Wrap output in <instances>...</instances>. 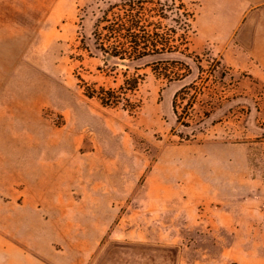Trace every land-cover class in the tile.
<instances>
[{
    "label": "rangeland",
    "instance_id": "374dc122",
    "mask_svg": "<svg viewBox=\"0 0 264 264\" xmlns=\"http://www.w3.org/2000/svg\"><path fill=\"white\" fill-rule=\"evenodd\" d=\"M122 1L0 0V95L11 101L0 111L7 109L10 115L16 110L14 100L22 101L17 108L21 105L23 143L32 137L39 144L83 145V151L96 146L103 154L101 181L110 187L107 181L114 174L119 179L118 227L111 229L118 228L124 242L161 241L164 236L172 244L179 237L188 264H221L222 234L206 230V199L199 201V209L192 198L196 192L205 198L206 189L193 175L191 161L196 148L243 145L245 176L257 181L261 192L230 200L228 206L232 216L258 206L264 227V87L251 84L240 90L224 84L228 72L206 53L220 42L195 38L206 47L191 46L192 14L180 0L174 1L188 23L178 31L161 15L159 0H137L124 11L113 10ZM144 51L164 55L136 61ZM22 170V176L0 180V264H22L34 256L19 247L18 238L29 233L16 227L29 226L37 204L44 209L39 193L79 189L77 184H48L41 176L40 183L31 182L32 169ZM46 171L36 173L46 176ZM129 180L138 183L127 205L122 187ZM150 192L154 197L170 193L172 199H151ZM160 209L161 227L160 219L153 221ZM186 227L203 228L192 238ZM233 236L228 235L231 243ZM99 259L94 264H102Z\"/></svg>",
    "mask_w": 264,
    "mask_h": 264
},
{
    "label": "crops",
    "instance_id": "0c3cea01",
    "mask_svg": "<svg viewBox=\"0 0 264 264\" xmlns=\"http://www.w3.org/2000/svg\"><path fill=\"white\" fill-rule=\"evenodd\" d=\"M181 4L192 14L191 46L199 47V43L194 42L195 38H207L214 45L220 42L218 49L206 53L228 72L224 84L240 90L251 84L264 87V0H180ZM199 49L196 51L198 55L202 53ZM231 96L238 95L233 93ZM17 100H14L16 110L12 114L9 115L7 109L0 111V180L5 182L7 177L22 176V168L26 166L32 169L31 182L40 183L41 176L48 178L47 183L79 186L78 190L75 186L69 191L39 193L45 210L37 204L36 210L43 211L33 210L30 213L32 220L28 227H16L17 231L29 233L23 239L18 238L19 247L29 248L35 256L22 258V264H94L98 255L102 264H188L179 237L173 238L172 244L167 243L164 236L161 241L126 243L118 228L112 232V227H118L119 217L117 173L107 181L110 187L101 181L103 154L96 146L85 147L83 151V145L39 144L32 137L31 143H23L21 105L17 108L22 101ZM6 102L11 103L0 95V107ZM234 146H239V149L221 144L196 148L191 161L192 173L205 186L206 192L205 198L200 192L194 193L192 198L197 200V208L206 199V230L222 234L218 239L224 248L221 264H264V227H261L258 206H246L242 215L236 213L233 216L228 206L230 200L261 192L257 181L248 180L245 176L246 148L243 145ZM40 168L47 169L46 176L36 173ZM7 169H16L18 173ZM87 176L90 179H84ZM129 181V185L122 187V191L126 192L124 198L129 200L127 205L137 194L138 183ZM148 195L151 199L163 196L172 199L170 193L162 195L161 192L154 197L150 192ZM40 212L43 214L40 215ZM162 215L160 209L153 220L160 219V227L165 223ZM196 216L190 217L192 223L198 222ZM124 223L131 224L127 220ZM186 228L193 233L192 238H198L203 227ZM114 231L116 233L112 235ZM231 233L234 234L232 243L228 239ZM104 257L110 260L104 261ZM195 263L199 262L196 260Z\"/></svg>",
    "mask_w": 264,
    "mask_h": 264
},
{
    "label": "trees",
    "instance_id": "16d2710c",
    "mask_svg": "<svg viewBox=\"0 0 264 264\" xmlns=\"http://www.w3.org/2000/svg\"><path fill=\"white\" fill-rule=\"evenodd\" d=\"M135 1H137V0H123L121 3L115 4V7H112V8H113V10H117V11L121 12V11H124L128 8H131V4L135 3ZM138 1L141 2L143 0H138ZM158 3L160 6V9H161L160 10L161 15L164 17V19L167 22H170L171 24L174 25L173 28L175 30H177V31L181 30L182 26L184 24L188 23V19H187L186 15H184L183 12L181 11L182 8L179 9L180 7H177L174 0H159ZM113 10L111 9V12ZM107 13L108 12L106 11L105 15H107ZM136 27H138V26H136ZM93 36H94V38H97L96 30L93 33ZM136 40H137V38H136ZM95 45H97V41H96ZM96 49L98 50V48H96ZM99 50H101V49H99ZM162 55H164V54L161 52H154L153 51L152 53H150V52L144 51L140 54V56L138 57V59H136V61L144 60V59L149 58V57L162 56ZM111 56H113V55H111ZM106 94H108V93H106ZM176 99H177V96L175 95L173 103H172L174 113H176ZM105 101H106V99L104 98L103 102H105ZM213 109L215 110L216 107L213 106ZM213 112L214 111L208 113V117H207L208 120L211 118Z\"/></svg>",
    "mask_w": 264,
    "mask_h": 264
},
{
    "label": "water",
    "instance_id": "95a60500",
    "mask_svg": "<svg viewBox=\"0 0 264 264\" xmlns=\"http://www.w3.org/2000/svg\"><path fill=\"white\" fill-rule=\"evenodd\" d=\"M111 59H112V57H111V56H109V57H108V60H111Z\"/></svg>",
    "mask_w": 264,
    "mask_h": 264
}]
</instances>
